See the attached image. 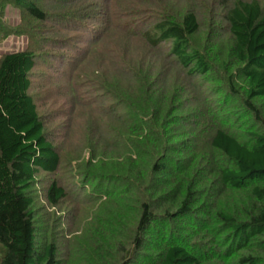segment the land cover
I'll return each instance as SVG.
<instances>
[{
	"label": "trees",
	"instance_id": "16d2710c",
	"mask_svg": "<svg viewBox=\"0 0 264 264\" xmlns=\"http://www.w3.org/2000/svg\"><path fill=\"white\" fill-rule=\"evenodd\" d=\"M103 1L110 7L121 4V0ZM138 1L139 8H118L124 15L113 13V19L106 12L94 15L95 21H102L104 32L86 40L93 47L80 54L85 62L106 47V59L113 53L110 62L119 65L116 75L101 69L110 77L98 78L112 105L102 111L115 119L113 123L105 122L103 116L101 121L88 119L90 157L78 160L72 182L80 184L92 206L104 204L101 208L110 213L106 206L115 203L121 214L129 216L127 228L122 216L114 224L103 217L104 226L119 230L113 243V232L106 230L111 227L94 242L83 235L87 257L97 254L102 264H264V114L257 103L264 99V3L221 0L232 41L227 57H232L235 71H228L230 59L219 63L227 73L226 94L231 98L218 104L212 94H218L216 89H211L210 101L200 90L197 96L203 102L195 97L198 101L191 103L192 89L176 86L179 78L185 84L190 77L206 78L218 70L207 51L194 44L201 27V5L179 0L184 3L179 14L164 17L155 9L164 0ZM13 2L23 9L25 26H7L0 10L3 37L34 35L36 24L49 19L79 24L88 12L81 13L86 7L66 6L67 0L51 3L55 5L49 8L37 0ZM86 30L93 29L87 25ZM118 33L122 41L112 50L107 46L109 35ZM128 40L142 44L146 57L125 54L130 51ZM63 42L69 46V41ZM35 66V52L30 49L0 57V264L62 262L59 242L42 236L36 213L41 174L56 176L64 164L30 93ZM236 76L244 81V93ZM231 101L241 102V108L253 115L243 140L239 130L227 125L233 116L223 122ZM193 118L191 133L167 129L172 119L183 130L192 126ZM63 183L55 177L45 185L44 197L52 208L69 198ZM74 196L78 200L79 194ZM215 199L219 203L212 218L217 223L205 219L206 228L197 230V239L190 242L185 237L187 228L197 225L208 201Z\"/></svg>",
	"mask_w": 264,
	"mask_h": 264
},
{
	"label": "rangeland",
	"instance_id": "374dc122",
	"mask_svg": "<svg viewBox=\"0 0 264 264\" xmlns=\"http://www.w3.org/2000/svg\"><path fill=\"white\" fill-rule=\"evenodd\" d=\"M61 1L63 0H37V2L45 8L55 5L51 3L61 4ZM67 1L68 2L64 3L67 4L66 6L77 8L86 7L81 13L88 11L87 14L84 15L90 17H84L81 21L82 23L79 24H64L59 23L56 19H53L55 21L49 19L41 23V25L36 24L34 35H32L33 32L26 33V35L10 34L4 37L0 34V57L7 52L24 49H30L35 52L36 66L31 74L32 87L30 93L35 97L40 113L47 120L54 145L61 155L62 164H64L61 171L56 176H49L44 173L41 174L43 182L40 183V186L37 188L36 213L42 224V236H50V238L59 242L61 246L60 259L62 261L60 264H102V260L97 254L87 257L90 253L89 249L87 250L83 235H86L89 240L94 242L106 228L111 227L106 230L113 232L110 239L111 243H113L119 235V230L117 231L114 225L104 226L106 222L103 217H107L111 221L110 223L114 224L117 217L122 216L124 219L123 221H126V223L124 222V226L127 228L129 216H127V212L124 211L121 214L120 209L115 207V203H109L107 206L105 204L106 207L111 208L110 213L101 208L104 204L92 206V203H88L87 201L88 198L86 193H82L80 190V184H73L72 177L75 179L77 176L75 167L77 166L78 160H82L84 156L85 158L90 157V152L87 150L88 129L86 126L89 122L88 119L94 118L96 120L100 119L101 121L103 116L105 122L109 121L111 123H113V119H115L113 116H108L107 113H103L102 111L104 107H111L112 105H110V98L106 97L104 90L101 89V84H98V78L110 77L105 75L107 73L111 75V77L116 75L117 73L114 70H118L119 64L110 62L113 53L108 54L110 59H106L105 52L103 51L106 47H102L97 53H94L95 57H86L84 59L85 62L81 61L84 55L80 54L83 49H89L88 51H90L93 47V44H88L86 40L88 41L90 37L99 32H104L102 21H100V19L95 21L94 15L99 12H106L110 13V15L112 14L111 19H113V13L117 15L118 12L124 15V12L120 10L124 6H128L127 8H129L133 5L139 8L140 3L138 0H121L120 5H114V7H112V4L110 7V5H106L103 0ZM172 1L173 2L164 0V3L160 5L156 4V6L154 4L152 6L153 8L155 6V9H157V15L167 17L171 14L174 16L179 14V10L184 7H181V5H184L183 2L185 0H181L183 2L179 0ZM195 1L196 3L198 2L202 8L201 12H199L201 16V27L194 44L207 51L211 62H213L218 70H216L215 73L209 74L206 78L190 77L186 80L185 84H183V78H179L176 86L180 89L183 87L185 88V86L192 89L195 95L189 100L191 103L198 100L203 102L201 97L199 98L197 96V92L200 90L202 91V97L205 96L206 101H210L209 99L212 97V95L210 97L212 88L218 91V94L212 93L214 98L218 101V104L227 103L231 98L226 94L227 81L225 77L227 73H225L224 69L222 70V66L219 63L223 61L226 62L230 59L231 64L228 67V71L232 69L235 71V66L232 62V57L229 59L227 57L229 52L228 48L231 47L232 41L228 30L229 26L224 19L225 10L223 9L221 0ZM149 2L150 1H147L146 5H149ZM261 2L264 3V0H261ZM94 4L98 7L94 6ZM118 8L120 9L118 10ZM92 9L94 10L92 11ZM0 10H3V21L7 26L12 28L18 25L25 26L22 16L23 9L16 6L13 0H8L6 2L0 1ZM89 11L92 12L89 14ZM97 16L99 17L100 15ZM121 18H123V16L118 18V20L120 21ZM30 25L32 27L34 24L30 23ZM87 25L93 30L87 31ZM109 37L111 41L107 46L112 47V50L116 47L118 48V46H120L119 43L122 41L121 35L119 33L111 34ZM63 41H69V46H64ZM127 44L128 50L130 49V51L125 54H131L130 56L132 57H146L147 49L144 48L142 44H138L136 41L134 42L131 40H128ZM101 69H103L105 74ZM169 73L175 77V69H171ZM236 83L239 85L242 93H244V81L240 76H236ZM195 97H197L198 100ZM257 103L264 114V99ZM113 107L116 108L118 106L116 105ZM241 107V102L231 101L227 108L228 115L224 116L223 122L226 123V118L230 117V115L233 116V119L227 122V125H231L233 131L239 130V138L243 140L244 137L242 133L246 129H250L251 122L249 121L252 120L253 115L247 112V110H243ZM192 111H194V108H192ZM194 119L195 118L192 119L191 123L189 122L192 126L186 125L183 130H178L177 128L180 124L178 123L177 125L172 119L167 122V129L178 134H182L185 131L191 133L194 129ZM198 119L202 121L203 118L199 117ZM115 168L120 167L116 166ZM71 170L73 172H71ZM72 173L74 174L72 175ZM55 177L68 186L69 189H67L71 196L69 195V198H67L61 206L52 208L45 200L44 189L47 182ZM75 194H79L77 197L78 200H75ZM100 201L101 200H98L99 203ZM208 202V209L204 211L201 210L202 217H200V221H198L197 225L193 226L191 230L187 228L189 233L187 232L185 237H187L190 242L197 239V230L199 231L200 229L206 228L203 225L205 219L207 220V218H210L211 221L214 219L212 215H215V208L219 202L215 203L216 199ZM128 203H125V205H128ZM129 204L131 205L132 203ZM214 221L217 223L216 219H214ZM51 224H54V226ZM168 234L169 231L167 230L165 236L168 237ZM114 235H116L115 238Z\"/></svg>",
	"mask_w": 264,
	"mask_h": 264
}]
</instances>
